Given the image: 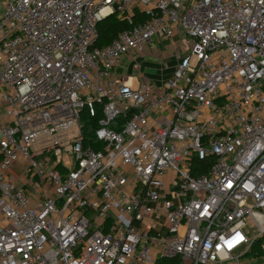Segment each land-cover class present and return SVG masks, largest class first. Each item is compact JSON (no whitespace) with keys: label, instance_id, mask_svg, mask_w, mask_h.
Returning <instances> with one entry per match:
<instances>
[{"label":"built area","instance_id":"obj_1","mask_svg":"<svg viewBox=\"0 0 264 264\" xmlns=\"http://www.w3.org/2000/svg\"><path fill=\"white\" fill-rule=\"evenodd\" d=\"M110 16L132 27L97 47ZM262 240L264 0H0V264H239Z\"/></svg>","mask_w":264,"mask_h":264},{"label":"trees","instance_id":"obj_2","mask_svg":"<svg viewBox=\"0 0 264 264\" xmlns=\"http://www.w3.org/2000/svg\"><path fill=\"white\" fill-rule=\"evenodd\" d=\"M148 20L147 17L142 15H137L134 25L141 23L143 21ZM132 26L126 22L119 20L116 16H110L105 18L99 23L97 30L99 33V40L96 43L97 47H104L109 45L119 33L124 30L131 28ZM102 117L101 109H98L97 117L93 120H89L86 114H83L82 124L85 136L89 138V147L97 150L99 149V145H97V141H95L94 132L98 128V121ZM215 163V159L213 157L205 158L204 160H196L193 165V173L195 176L205 175L207 176L211 170V167ZM259 250V249H258ZM157 264H184V262L180 258L174 259H162L159 260Z\"/></svg>","mask_w":264,"mask_h":264},{"label":"rangeland","instance_id":"obj_3","mask_svg":"<svg viewBox=\"0 0 264 264\" xmlns=\"http://www.w3.org/2000/svg\"><path fill=\"white\" fill-rule=\"evenodd\" d=\"M152 48L155 49L156 44L153 45ZM170 53H171V51L169 50V48H166L164 51L162 59H159L158 57H156L152 54L151 55L145 54L146 55L145 59L139 60L140 63L144 67L145 77L149 78L154 83H159L160 81L167 79V77L170 73L169 69L172 68L174 66V64L176 63V61L169 56ZM148 69H150L151 73H147ZM153 69H157V73L151 71ZM126 72H127V70H125V73ZM129 72H130V74H132L131 69L128 71V74H129ZM166 179L167 180L171 179L170 174H169V176L166 177ZM263 242H264V240H262L260 243H258V245L256 247L255 254H252L251 256H248V257L240 258L239 264H264V256H263L261 248H260L261 243H263ZM221 264H237V262L236 261L222 262Z\"/></svg>","mask_w":264,"mask_h":264},{"label":"crops","instance_id":"obj_4","mask_svg":"<svg viewBox=\"0 0 264 264\" xmlns=\"http://www.w3.org/2000/svg\"><path fill=\"white\" fill-rule=\"evenodd\" d=\"M162 45H163V46L167 45V42L164 41ZM161 48H162L161 46H158L154 51H151V52H149L148 54H150V55L152 54V55L158 57L159 59H162L163 55L160 54V52H161ZM160 55H161V56H160ZM174 69H175V64H174V66H173L172 68L169 69V70H170V73H169L167 79L171 76L170 74L173 73ZM151 71L157 73V69H153V70H151ZM147 73H151V72H150V69H148V72H147ZM167 79H164V80H162V81H160L159 83H156V84L160 85L161 83H163V82H164L165 80H167Z\"/></svg>","mask_w":264,"mask_h":264}]
</instances>
